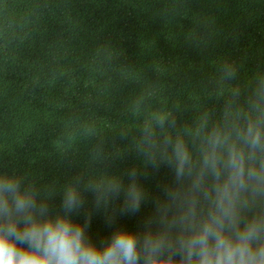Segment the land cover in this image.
<instances>
[{
	"label": "trees",
	"instance_id": "trees-1",
	"mask_svg": "<svg viewBox=\"0 0 264 264\" xmlns=\"http://www.w3.org/2000/svg\"><path fill=\"white\" fill-rule=\"evenodd\" d=\"M257 118L264 0H0V176L97 246L145 230L174 176L152 163L166 139ZM133 179L145 200L124 212Z\"/></svg>",
	"mask_w": 264,
	"mask_h": 264
},
{
	"label": "clouds",
	"instance_id": "clouds-1",
	"mask_svg": "<svg viewBox=\"0 0 264 264\" xmlns=\"http://www.w3.org/2000/svg\"><path fill=\"white\" fill-rule=\"evenodd\" d=\"M152 163L174 176L153 199L145 230H114L103 246L68 215L43 218L46 206L0 176V264H264V118L215 127L194 146L166 139ZM144 200L133 179L122 211L136 213ZM82 204L69 188L66 213Z\"/></svg>",
	"mask_w": 264,
	"mask_h": 264
}]
</instances>
